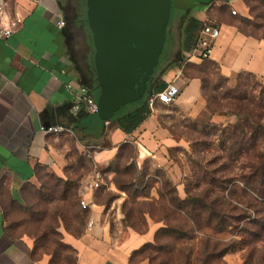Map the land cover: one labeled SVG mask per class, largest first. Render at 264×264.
Wrapping results in <instances>:
<instances>
[{
    "label": "crops",
    "instance_id": "0c3cea01",
    "mask_svg": "<svg viewBox=\"0 0 264 264\" xmlns=\"http://www.w3.org/2000/svg\"><path fill=\"white\" fill-rule=\"evenodd\" d=\"M68 1L11 0L9 13L23 23L11 38L0 39V264L51 263L52 256L35 258L33 240L10 231L5 208L22 204L26 187L36 185L44 173L65 177L71 164L69 146L74 145L84 157V148L99 147L92 163L104 177L122 147L133 146L138 164L153 161L166 170L181 198H185L178 164L171 155L172 150L182 147L181 138L162 124L155 108L132 134L110 127L97 114L84 112L83 89H90L95 78L89 61L83 65L78 59L73 24L67 22ZM188 9L192 18L220 29L206 62L218 67L228 86L234 87L240 74H251L264 83V40L242 33L231 13L235 9L240 16H248L246 1L210 0ZM180 17L184 21V16ZM203 63L196 57L189 58L181 67L173 64L163 76L168 85L175 83L181 90L174 105L187 109L193 119L206 117L219 126H230L235 118L212 112L202 93V78L190 77L189 65ZM90 93L95 98L94 90ZM159 105L163 104L156 107ZM42 127L64 131L45 134ZM87 182L82 181L81 191L89 205L87 226L80 236L63 226L62 242L75 251L76 264H133V253L154 243L164 225L150 221L146 232L114 230L107 204L99 201L97 191L85 188ZM109 189L117 191L114 184ZM123 200L121 197L116 204Z\"/></svg>",
    "mask_w": 264,
    "mask_h": 264
},
{
    "label": "rangeland",
    "instance_id": "374dc122",
    "mask_svg": "<svg viewBox=\"0 0 264 264\" xmlns=\"http://www.w3.org/2000/svg\"><path fill=\"white\" fill-rule=\"evenodd\" d=\"M209 1L172 0L167 40L156 77H161L167 67L172 64L176 65L179 60L181 43L184 39V21L180 19V16H185L184 11L195 3ZM76 4L77 0L68 1L66 4L68 15L73 14ZM248 7L249 15L242 17L238 14L235 23L242 33L264 40V0H249ZM72 30L76 40L74 47L76 46L78 49L77 56L80 63L84 65L86 60L91 63L95 50L89 27L86 23L81 26L73 24ZM189 74L190 77L205 78L208 93L216 96L217 104H225L220 100L222 94L237 87H242L241 92H251V96L255 100L264 97V83L254 76L241 75L237 78L236 85L230 87L228 82L220 76L218 67L215 65L190 69ZM216 92L220 95L219 97ZM129 109L130 106H126L122 113H126ZM153 109L161 118L162 124L175 136L181 138L182 147L172 150L171 155L178 164L179 185L182 187L185 198H181L177 185L166 170L159 168L153 161L139 165L136 149L127 145L120 150L119 156L105 169V184L96 190V197L99 201L107 204L108 216L113 229L146 232L150 221L157 224L162 223L164 226H182L184 213L177 209L172 201L175 197L186 200L188 197L204 196L210 186L203 181L202 177L214 176L223 183L224 187L227 186L225 195H219L217 191L211 192L209 201L218 196L225 197L224 209L230 215H238L241 211L247 210L246 199L249 197L245 196L242 191L244 186L242 176L249 173V169L246 168L243 161L233 162L228 159L221 146L222 130H226L238 122L237 117L232 115L235 118V123L225 127L214 124L206 117L193 119L189 117L187 109L181 106L159 105ZM204 125L207 126L208 132L212 131L210 134L202 132ZM69 148L71 164L65 177L44 173L36 185L26 187L25 199L22 204H9L5 208L10 231L17 237L27 236L33 240L35 258L45 255L52 256L51 264H76V254L63 246L61 229L63 226L66 228L67 225L73 232H81L86 228L89 218V209L84 210L79 203L83 198L81 195L82 181H88L93 163L88 157L81 156L74 145ZM58 179L70 181L74 183V186L79 181L77 198L73 200L69 194L68 200L62 202L60 195L63 192V185L58 183ZM110 184H114L117 191L109 189ZM214 187L216 186L214 185ZM136 192L142 196L133 199L132 197L137 195ZM121 197L124 198L123 202L116 204V201ZM233 232H235L234 235L230 230L216 234L213 228L207 226L196 230V236L190 242L194 248L192 264H198L197 253L202 238H212V240L223 242V244H231L234 241V248L215 264H246V251L249 244L244 241L239 229ZM155 242L169 244L173 248L167 264H182L183 256L178 251V243L167 237H160L157 240L155 237ZM253 245L257 248V252L254 251L256 253L251 258L252 264H255L257 256H260L264 250V243L254 241ZM155 256L151 252L137 254L131 259V262L133 264H154L150 258Z\"/></svg>",
    "mask_w": 264,
    "mask_h": 264
},
{
    "label": "trees",
    "instance_id": "16d2710c",
    "mask_svg": "<svg viewBox=\"0 0 264 264\" xmlns=\"http://www.w3.org/2000/svg\"><path fill=\"white\" fill-rule=\"evenodd\" d=\"M246 2L248 5L249 0H246ZM190 12V9L186 10L184 16V39L181 43L180 57L176 63L179 67L188 62L193 52L197 49L201 32L205 27L203 23L192 18ZM67 22L79 26L86 23L88 26L86 0H77L73 14H67ZM208 59L209 58L203 59L202 61L204 63L199 66L190 64L189 68H202L205 65H215L206 62ZM160 65L161 60L148 84L145 98L139 102L128 105L130 109L126 113H122L121 110L111 120L109 124L110 127L120 129L126 134H132L151 116L153 108H151L149 104L150 97L153 94L163 92L168 87V84L164 81L162 76L165 75L171 65L167 67L165 73H163L161 77H156ZM89 66V68L92 69L95 80L93 84L89 85L90 89H88L94 90L96 93L95 99L97 100L99 86L96 80L93 61L91 63L89 61ZM241 75L253 76L251 74H240L239 77H241ZM220 76L227 82L221 74ZM202 80V93L208 102L209 108L214 113L233 115L238 119V122L234 125L228 127L226 130H222L223 135L221 138L223 141L221 146L226 152L228 159L233 162L243 161L246 168L249 169V173L242 176V182L244 184L242 191L245 196L249 197L246 199L247 210L241 211L238 215H230V213L224 209L225 197L218 196L209 201V194L211 192L217 191L219 195H225L227 186L224 187L223 183L214 176L202 177L203 181L210 186V189L206 191L204 196L188 197L186 200H180L178 197H175L172 202L177 206V209L182 210L184 213L183 225L180 227L164 226L157 232L156 240L160 237H167L175 241V243L179 244L178 251L180 255L182 254L183 256L182 264H192L194 248H192L190 242L195 238L196 230L202 229L203 226H207L208 228H213L216 234L229 232L230 230L234 235L235 232L233 231L239 229L240 235L244 238V241L249 244V248L246 251L247 256L245 262L246 264H252L251 258L257 252V248L253 245L254 241L264 243V97L258 100L256 99V101L251 96V92H241L240 90L242 87H237L234 90H228L226 93L222 94L220 100L225 104H217L216 96L208 93L207 81L205 78H202ZM216 94L218 97L220 96L217 92ZM202 132L210 134L212 131L208 132L207 126L204 125ZM58 183L63 185V192L60 195V200L62 202L68 200L69 194H71L73 200L77 198L79 181L75 186L74 183L63 179H58ZM214 185L216 187H214ZM137 196L139 197L142 195L137 194L132 198L134 199ZM66 229L77 236H80L84 231L82 230L78 233L73 232L67 225ZM201 240L197 253L198 264H215L234 248V241L231 242V244H223V242L212 240V238H202ZM252 245L253 247H251ZM63 246L75 253L71 247L64 243ZM171 250H173L171 245L155 242L147 244L140 250L134 252L131 259L137 254L151 252L156 255L154 258L149 257L152 263L167 264L168 258L172 255ZM257 257L258 259L255 264H264V250L261 255Z\"/></svg>",
    "mask_w": 264,
    "mask_h": 264
},
{
    "label": "water",
    "instance_id": "95a60500",
    "mask_svg": "<svg viewBox=\"0 0 264 264\" xmlns=\"http://www.w3.org/2000/svg\"><path fill=\"white\" fill-rule=\"evenodd\" d=\"M172 0H86L98 117L110 123L145 98L167 40Z\"/></svg>",
    "mask_w": 264,
    "mask_h": 264
},
{
    "label": "built area",
    "instance_id": "2783aa9c",
    "mask_svg": "<svg viewBox=\"0 0 264 264\" xmlns=\"http://www.w3.org/2000/svg\"><path fill=\"white\" fill-rule=\"evenodd\" d=\"M10 1L11 0H0V39L11 38L23 23L20 17L9 13ZM231 13L233 16H238V12L235 9H232ZM65 24V22L61 23L62 26H65ZM220 33L221 31L218 27L206 25L201 32L198 47L191 55V58L196 57L200 60L209 58L214 43L219 38ZM83 94L82 103L84 104V112L87 114H97V100L91 96L90 90L87 87L83 89ZM180 94V88L175 83H171L163 92L153 94L149 99V104L151 108L155 107L158 103L163 105H174L180 97ZM106 124L109 125L110 123ZM41 130L45 134H56L64 131V129L60 127H42ZM99 149L100 148L96 146H89L84 148V153L90 160H93L94 154L97 153ZM103 181L104 175L102 171H100L97 165H93L92 174L88 179L86 189L89 191H96L101 188ZM80 206L83 209L89 208L88 202L84 198L81 199ZM89 227H92V224H89Z\"/></svg>",
    "mask_w": 264,
    "mask_h": 264
}]
</instances>
